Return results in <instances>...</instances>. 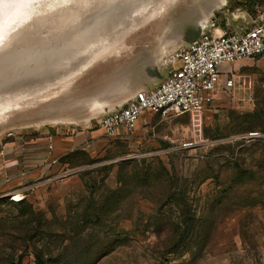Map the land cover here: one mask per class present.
<instances>
[{"label":"rangeland","instance_id":"rangeland-1","mask_svg":"<svg viewBox=\"0 0 264 264\" xmlns=\"http://www.w3.org/2000/svg\"><path fill=\"white\" fill-rule=\"evenodd\" d=\"M204 1L33 0L28 13L5 9L0 136L48 125L98 130L102 115L72 124L73 99L102 84L91 69L78 73L88 60L118 52L111 62L124 60L133 78L143 70L142 80L155 82L161 41L175 36L177 47L192 39L184 22H201L200 32L205 23L239 30L255 19L254 3L264 14V0H212L204 22L197 19ZM242 10L250 17L235 20ZM257 59L233 64L235 87L204 112L148 114L123 142L107 141L94 156L71 154L58 180L26 189L22 205L0 198V264H39L38 257L45 264H264Z\"/></svg>","mask_w":264,"mask_h":264},{"label":"crops","instance_id":"crops-1","mask_svg":"<svg viewBox=\"0 0 264 264\" xmlns=\"http://www.w3.org/2000/svg\"><path fill=\"white\" fill-rule=\"evenodd\" d=\"M249 13L248 10H242L233 17L235 20L245 19V16L250 17ZM254 21L255 19L249 20L243 28L251 27ZM208 25L210 24H207V31L211 34H221L228 30H235L234 26L231 27L224 23L214 30H210ZM187 27V32L192 34V39L187 43H184L183 39L180 41L182 45L176 47L174 46L176 42L174 38L176 37L169 36V39L161 41L162 43L158 45L157 55L160 56L158 59L160 73L155 82L142 80L144 77L143 70L140 72V78H137L138 76L133 78L129 74L128 65L124 60L123 64H121V61L117 62L116 60L112 62L111 60L105 61L100 65L103 67L102 75L95 68L93 71L96 72L94 76L98 78L97 83L102 84L95 89L92 95L88 94L85 97L80 94L76 99H73L71 108L73 113H75L76 108L78 109L76 111L78 118L73 120L72 124L82 123L85 125L94 116L102 115L107 111L123 106L136 91L153 89L167 74V70L160 65L161 57L178 47L189 45L200 37L201 33L195 22ZM183 35L181 34L182 37ZM161 44L166 45L161 47ZM257 63L264 68V55L257 59ZM100 76L103 80H100ZM129 82L132 83L130 87L128 86ZM81 105H83L82 111H80ZM146 115L139 120L138 124L141 125L145 121ZM150 128L148 124L144 130ZM123 140H126V138L123 137L122 131L117 137L107 139L101 135L99 130H94L91 126H83L78 131L65 130L54 125L38 126L34 127V130H24L18 134L7 133L5 136H0V198L15 194L24 197V192L28 188L57 181L59 173L63 170L64 160L75 152L94 156L97 152L105 149L107 141L123 142Z\"/></svg>","mask_w":264,"mask_h":264},{"label":"built area","instance_id":"built-area-1","mask_svg":"<svg viewBox=\"0 0 264 264\" xmlns=\"http://www.w3.org/2000/svg\"><path fill=\"white\" fill-rule=\"evenodd\" d=\"M253 10L251 27L221 34L206 30L189 45L163 55L160 65L166 76L153 89L136 91L123 106L102 114L96 124L101 135L112 139L122 131L127 138L146 114L165 119L202 113L227 97L235 87L231 66L264 55V14L259 4ZM8 197L12 201L14 195Z\"/></svg>","mask_w":264,"mask_h":264},{"label":"water","instance_id":"water-1","mask_svg":"<svg viewBox=\"0 0 264 264\" xmlns=\"http://www.w3.org/2000/svg\"><path fill=\"white\" fill-rule=\"evenodd\" d=\"M32 1L33 0H0V52L5 50L3 48L6 45H8V40L10 39V37H8V33L10 31L1 29V25L4 21V19L8 18L7 15H4V13H6L5 9L8 10L9 14H11L12 16H18L21 13H28V12H31L32 10H34ZM213 3L214 2H211L209 4V6H213ZM54 7H58V6L55 4ZM206 8H208V7H206ZM71 12H74V11H71ZM206 13H207V9H205L204 12H201V14L197 13L199 20H202V18H204V19L207 18ZM200 23L201 22H199V25H197V23H196V26L198 27V29L201 28ZM184 25L189 26V24L187 22L186 23L184 22ZM204 26H205V28H207V23H205ZM203 30H205V29H203ZM203 32L204 31L201 30L200 36L202 35ZM117 53L118 52H116L115 54L112 52L106 53V51L102 52V54L100 53L99 55L95 56L94 58L88 60L86 63L81 65L80 69H78V71H79L78 73H81L82 71L84 72L87 70L90 71L89 69H91V71H93V69L91 67L97 68V66L102 65L105 61L114 59ZM75 75L74 74L72 75V79L75 77Z\"/></svg>","mask_w":264,"mask_h":264},{"label":"bare ground","instance_id":"bare-ground-1","mask_svg":"<svg viewBox=\"0 0 264 264\" xmlns=\"http://www.w3.org/2000/svg\"><path fill=\"white\" fill-rule=\"evenodd\" d=\"M212 2V0H205L204 2H202V3H200L199 4V2H198V6L200 5V7H202V8H200V10L198 11V14H201V12H204L205 11V9H207L206 7H208L209 6V4ZM220 4H223V2H221ZM153 12H156L155 10H151V11H149L148 13H153ZM206 21V19L204 20V22ZM203 22V23H204ZM22 200V196H20V195H14V198H13V202H15V203H19V201H21Z\"/></svg>","mask_w":264,"mask_h":264},{"label":"trees","instance_id":"trees-1","mask_svg":"<svg viewBox=\"0 0 264 264\" xmlns=\"http://www.w3.org/2000/svg\"><path fill=\"white\" fill-rule=\"evenodd\" d=\"M256 4H259V3L256 2V3L253 4V6L256 5ZM81 154H84V153L81 152ZM22 204H23V201H20L18 205H22ZM25 237H26V235H25ZM24 242H25V240H24ZM38 261H39V264H41V263L45 264V262L41 261L40 257H38ZM46 264H51L49 259L46 261Z\"/></svg>","mask_w":264,"mask_h":264}]
</instances>
